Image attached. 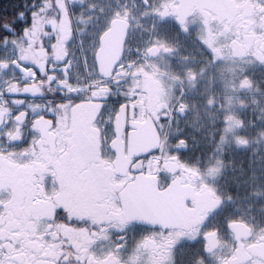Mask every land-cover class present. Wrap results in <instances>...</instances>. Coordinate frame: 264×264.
Instances as JSON below:
<instances>
[{
  "label": "flooded vegetation",
  "instance_id": "1",
  "mask_svg": "<svg viewBox=\"0 0 264 264\" xmlns=\"http://www.w3.org/2000/svg\"><path fill=\"white\" fill-rule=\"evenodd\" d=\"M149 2L151 9L144 0H71L72 16L59 5L58 18L44 19L56 31L44 45L52 37L55 55L73 62L111 27L128 23L121 60L131 71L120 78L139 109L129 152L158 150L163 163L154 158L138 184L170 188L174 218L138 228L123 253L126 264H264V4ZM16 37L24 60L43 63L45 48L33 56L29 39ZM78 70L86 79L88 71ZM119 124L123 149V110ZM98 190L95 182L73 184L63 195L79 211ZM107 244L95 252L108 253L101 248Z\"/></svg>",
  "mask_w": 264,
  "mask_h": 264
},
{
  "label": "snow or ice",
  "instance_id": "2",
  "mask_svg": "<svg viewBox=\"0 0 264 264\" xmlns=\"http://www.w3.org/2000/svg\"><path fill=\"white\" fill-rule=\"evenodd\" d=\"M48 40L43 63L24 60L15 48L0 55V264H126L136 230L157 226L131 205L127 191L152 172L154 158L163 163L155 148L129 152L139 109L120 77L131 67L121 60L109 73L93 60L85 79L80 60L56 56ZM93 182L103 190L88 208L77 211L64 199L73 184ZM105 239L108 253L101 256L95 246Z\"/></svg>",
  "mask_w": 264,
  "mask_h": 264
},
{
  "label": "trees",
  "instance_id": "3",
  "mask_svg": "<svg viewBox=\"0 0 264 264\" xmlns=\"http://www.w3.org/2000/svg\"><path fill=\"white\" fill-rule=\"evenodd\" d=\"M61 4V0H0V46L5 45L12 36H26L31 55L37 56L38 51L43 52L45 47L41 45L47 42L46 36L56 34L50 28L55 25H46L44 19L58 18ZM23 19L30 20L29 24H24ZM5 28L10 31L5 32Z\"/></svg>",
  "mask_w": 264,
  "mask_h": 264
},
{
  "label": "water",
  "instance_id": "4",
  "mask_svg": "<svg viewBox=\"0 0 264 264\" xmlns=\"http://www.w3.org/2000/svg\"><path fill=\"white\" fill-rule=\"evenodd\" d=\"M128 23L122 21V28L114 29L111 27L106 31L100 39V47L96 54V62L99 66L111 73L113 66L120 61L123 46L127 34ZM150 185V184H149ZM152 186V185H150ZM169 189L165 191H158L155 189L147 188L141 184H135L131 186V189L127 191V196L131 205L147 216L149 219L157 222V225H161L165 220H171L174 217L170 216L171 210V198Z\"/></svg>",
  "mask_w": 264,
  "mask_h": 264
},
{
  "label": "rangeland",
  "instance_id": "5",
  "mask_svg": "<svg viewBox=\"0 0 264 264\" xmlns=\"http://www.w3.org/2000/svg\"><path fill=\"white\" fill-rule=\"evenodd\" d=\"M95 2L98 1V0H94ZM94 2H92L91 4H93ZM95 4V3H94ZM240 178L241 179H247L248 178V175H245L243 174L242 172H240ZM240 193H242V190L240 189Z\"/></svg>",
  "mask_w": 264,
  "mask_h": 264
},
{
  "label": "bare ground",
  "instance_id": "6",
  "mask_svg": "<svg viewBox=\"0 0 264 264\" xmlns=\"http://www.w3.org/2000/svg\"><path fill=\"white\" fill-rule=\"evenodd\" d=\"M142 100H143V98H142ZM144 103V102H143Z\"/></svg>",
  "mask_w": 264,
  "mask_h": 264
}]
</instances>
